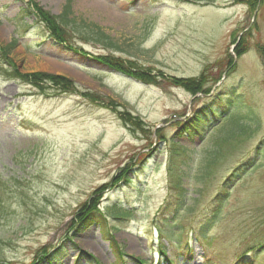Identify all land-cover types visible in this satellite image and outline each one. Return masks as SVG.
<instances>
[{
    "label": "rangeland",
    "instance_id": "obj_1",
    "mask_svg": "<svg viewBox=\"0 0 264 264\" xmlns=\"http://www.w3.org/2000/svg\"><path fill=\"white\" fill-rule=\"evenodd\" d=\"M30 1L55 16L67 2ZM26 2L0 0V47L16 39L8 63L0 53V264H264V0H71L77 50L22 14ZM93 25L110 41L89 38ZM12 65L77 90L43 91ZM203 71L204 93L180 85ZM103 186L101 223L75 231Z\"/></svg>",
    "mask_w": 264,
    "mask_h": 264
},
{
    "label": "trees",
    "instance_id": "obj_2",
    "mask_svg": "<svg viewBox=\"0 0 264 264\" xmlns=\"http://www.w3.org/2000/svg\"><path fill=\"white\" fill-rule=\"evenodd\" d=\"M22 1L26 2V0H22ZM257 2L258 0H256L255 5L257 4ZM21 13L26 16L28 15L35 16V20L44 26V28L46 29V33L49 34L53 40L59 43H65L67 49L77 50L76 47L73 45L72 41H73V37L77 34L76 31L77 28L79 27V23H77L76 17L72 16L71 0H67L66 5L63 8V12L58 16L52 15L50 12L44 10L39 4L30 0L26 2V7L22 9ZM95 27L96 29L92 28L91 32L86 31L89 38H93L98 42L110 41L109 37L104 33L100 32L99 33L100 35H97L99 29H97V26ZM245 39L246 37L242 36L241 40L236 45V53L239 56L242 55L246 50L245 49L246 43L244 41ZM15 42L16 39L13 40L10 44L0 47V53H2L6 57L5 58L7 60L6 63H8L9 61V59H7V56L9 52L14 49ZM99 61L116 71L127 73L128 75L133 76V78L141 80L142 82H148V83L158 82L156 78L150 77V73L147 72L145 69H143L135 61L132 60L127 61L122 57H118L114 54L101 55L99 57ZM231 63H233V58H231ZM4 72H6L10 77L21 79L23 82L27 83L28 85H32L33 87L40 88L43 91L46 90L45 89L46 87L43 86H47L48 88H51L49 85H53L55 89H59V88L63 89V91H69L70 89H72L73 91L77 90L75 83L72 80L63 76H57L54 74H48L43 72H31V73L22 74L20 71L17 70V67L15 65L14 66L12 65L10 69H6V71ZM204 74L205 72L203 71L199 79L198 78H192V80L181 79L178 81L180 85L189 88L188 90L191 91L193 94H198L199 92L204 93L203 86L205 85V83L208 82V78L206 79ZM189 82L193 83V86L187 85V83ZM84 95L91 97L93 100L96 99L91 94H84ZM98 99L101 100L99 96ZM118 112H120V118L123 120L124 123L130 124L131 126H134L140 130H146L144 123L137 116H133L130 113L124 111H118ZM191 129L192 126H189L188 124H184V126L182 127L183 132L185 133L189 132L187 135H191V133H193L194 135L195 133L199 132L197 126H195L194 131H191ZM181 149L185 153L187 152L186 147H181ZM174 160H175V153H173V160L171 162L172 168H175ZM211 162L212 161L208 162V166H210ZM180 164L181 163H178L175 169L179 168ZM182 173H183L182 170H178L179 176L177 175V185L183 189L184 188L183 185L185 184V182L183 180ZM106 188H107L106 186H103L99 190H96L93 193V196L79 207L78 209L79 212L75 213V217H74L75 218L74 220L77 223L75 227V231H82V230L84 231L96 223H101L102 219L105 216L102 211V207L100 203L101 200L100 199L94 200L93 197L96 194V192L103 193ZM217 199L219 198L217 197ZM213 205H214L213 207H216L217 201H215ZM117 216H120V214ZM163 254H165V252H163ZM84 256L86 255L82 254V257ZM86 257L93 258L94 260L97 261V259L92 257V255H87ZM237 258H238L236 260L237 263H240L241 261L245 260L243 255H240Z\"/></svg>",
    "mask_w": 264,
    "mask_h": 264
}]
</instances>
